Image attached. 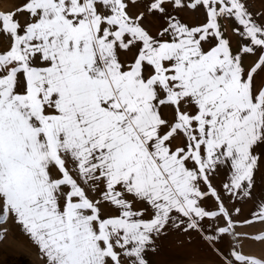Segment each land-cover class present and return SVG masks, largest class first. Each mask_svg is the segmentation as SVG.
<instances>
[{
  "label": "snow or ice",
  "instance_id": "1",
  "mask_svg": "<svg viewBox=\"0 0 264 264\" xmlns=\"http://www.w3.org/2000/svg\"><path fill=\"white\" fill-rule=\"evenodd\" d=\"M169 2L185 7L25 0L0 13V225L46 264H149L173 233L210 260L235 235L229 204L252 201L241 223L264 222V23L245 0H193L206 22L190 26ZM225 18L248 39L236 51Z\"/></svg>",
  "mask_w": 264,
  "mask_h": 264
},
{
  "label": "crops",
  "instance_id": "2",
  "mask_svg": "<svg viewBox=\"0 0 264 264\" xmlns=\"http://www.w3.org/2000/svg\"><path fill=\"white\" fill-rule=\"evenodd\" d=\"M149 3V0H138L137 8L139 11H145V6ZM185 7L177 8L174 7L172 2L166 4V9L170 12L172 16L178 17L182 22L189 24L190 26H195L201 24L205 21V9L202 5L197 6V8L192 9L188 7L191 4L190 0H184ZM264 14V13H263ZM29 16L25 18H16L22 24L29 20ZM148 19H152L156 23L158 21L155 17L149 16ZM221 24L224 26L222 31H224L225 37L230 39L233 46V50L236 51L237 47L241 44H247L248 39L239 36L235 29L239 28L243 31V26L235 25L230 22L229 18L221 20ZM209 45H205L208 47ZM121 59H125L122 54ZM249 60H254V56H249ZM191 111V109H188ZM256 191L260 192L264 188V168L256 174ZM225 181L224 171H218L212 178L213 186L219 191L222 182ZM203 188V186H202ZM206 190V189H204ZM223 196L224 193H221ZM205 205H210L214 207V200L209 197L202 202ZM227 203V201H226ZM230 208L240 207L241 214L239 216L233 213V219L236 221L234 228L235 235L230 232L224 236L223 244L214 245L217 255L212 259H207L206 254L200 251L198 248L193 246H188L186 243H182L186 238L182 235H177L175 233L171 234L168 239H161L158 241L159 248L153 253L148 250L146 258L149 264H224L225 260L231 262V264H239L236 262L232 256L228 255V252L239 253L247 257L258 259L264 262V222H250L241 223L244 220L252 221L251 213L255 211L254 204L252 201L242 202L240 200L235 201L228 205ZM137 208L139 205L136 206ZM208 223V221H205ZM224 226L223 220L213 223V227ZM219 235V233H217ZM46 264V260L44 262Z\"/></svg>",
  "mask_w": 264,
  "mask_h": 264
},
{
  "label": "rangeland",
  "instance_id": "3",
  "mask_svg": "<svg viewBox=\"0 0 264 264\" xmlns=\"http://www.w3.org/2000/svg\"><path fill=\"white\" fill-rule=\"evenodd\" d=\"M25 0H0V13L15 12L24 4ZM192 3L193 0H190ZM249 12L259 23H264V0H245ZM199 6V5H198ZM29 14L19 13L16 18L25 20ZM230 22L239 25L234 18ZM28 21V20H27ZM9 41L0 44V48L7 46ZM0 227L7 229L6 237L0 241V264H45V258L40 254L38 248L24 235L11 220L5 221Z\"/></svg>",
  "mask_w": 264,
  "mask_h": 264
}]
</instances>
